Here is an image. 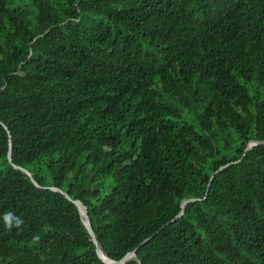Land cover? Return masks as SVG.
<instances>
[{"label":"trees","instance_id":"trees-1","mask_svg":"<svg viewBox=\"0 0 264 264\" xmlns=\"http://www.w3.org/2000/svg\"><path fill=\"white\" fill-rule=\"evenodd\" d=\"M262 142L264 0H0V264H105L50 187L113 261L264 264Z\"/></svg>","mask_w":264,"mask_h":264},{"label":"water","instance_id":"water-1","mask_svg":"<svg viewBox=\"0 0 264 264\" xmlns=\"http://www.w3.org/2000/svg\"><path fill=\"white\" fill-rule=\"evenodd\" d=\"M258 143H259V142H251V143L248 145V147L246 148V150H245L244 153H246V152L249 150V148H250L251 146H253L254 144H258ZM262 143H263V142H262ZM263 144H264V143H263ZM8 158L10 159V151H9V154H8ZM17 168H19V167H17ZM19 169H21V170L27 172L26 170H24V169H22V168H19ZM27 173H28V172H27ZM214 174H215V173H214ZM214 174L212 175L211 179L213 178ZM29 175H30V173H29ZM211 179H210V180H211ZM32 181L34 182V180H32ZM34 183H35V182H34ZM35 185H37V184L35 183ZM37 186H38V185H37ZM50 189L53 190V191H55V192H58V193L64 195L66 199H68L69 201H71L73 204L76 205V207L78 208V211H79V213H80V215H81V217H82L83 224H84V226L86 227V229H87V231H88L90 237L92 238V241H93L94 245H96V251H97V254H98V256L100 257V259L103 261V263H105V264H125V263H127L131 258L135 257V255H136L135 253H136V250H137V249H135L134 251L128 253L127 255H125V256H124L121 260H119V261H113V260L107 258V257L102 253V251L100 250V248L98 247V242H97V240H96V238H95V236H94V233H93V231H92V228H91V225H90V221H89V218H88V214H87V210H86V208L84 207V205H83L80 201H78V200H73V199H71L70 196H69L66 192H64V191H62V190H60V189H57V188H54V187H50ZM191 200H192V199H188V200L183 201V202H182V205H181L182 209H183L184 205H185L188 201H191ZM182 212H183V211L180 212V214L176 217V219L179 218V217L181 216ZM144 242H145V241H144ZM144 242H143V243H144ZM143 243H142V244H143Z\"/></svg>","mask_w":264,"mask_h":264},{"label":"clouds","instance_id":"clouds-1","mask_svg":"<svg viewBox=\"0 0 264 264\" xmlns=\"http://www.w3.org/2000/svg\"><path fill=\"white\" fill-rule=\"evenodd\" d=\"M3 221L4 229L7 232H11L14 228L20 229L23 225L24 221L23 219L16 215L13 211H6L3 213L2 217H0ZM40 242V236L39 234H34L31 239V243L33 245H36Z\"/></svg>","mask_w":264,"mask_h":264}]
</instances>
